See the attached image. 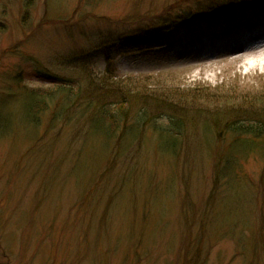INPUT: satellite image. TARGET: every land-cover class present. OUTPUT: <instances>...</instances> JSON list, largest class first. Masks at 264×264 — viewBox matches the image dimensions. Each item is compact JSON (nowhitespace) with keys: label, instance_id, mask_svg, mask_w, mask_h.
<instances>
[{"label":"rangeland","instance_id":"obj_1","mask_svg":"<svg viewBox=\"0 0 264 264\" xmlns=\"http://www.w3.org/2000/svg\"><path fill=\"white\" fill-rule=\"evenodd\" d=\"M231 2L0 0V264H264V48L206 41L264 2Z\"/></svg>","mask_w":264,"mask_h":264},{"label":"bare ground","instance_id":"obj_2","mask_svg":"<svg viewBox=\"0 0 264 264\" xmlns=\"http://www.w3.org/2000/svg\"><path fill=\"white\" fill-rule=\"evenodd\" d=\"M252 21H255L254 18H251ZM246 25L243 27H236L234 29H230L229 26L223 25V26H217L213 28V36L210 37V39H206V41H210L214 45L215 52L218 51H229V50H235L240 49L238 46H235L234 43L243 38L242 44H240L242 47H244L247 51H255V50H261L264 48V29H259L255 35L247 34L246 36H243L247 31H250V25H247L249 22H244ZM258 34V35H257ZM254 37V38H253ZM257 38H260L256 40ZM251 66H258V65H264V57L262 58H253L249 60V63Z\"/></svg>","mask_w":264,"mask_h":264},{"label":"trees","instance_id":"obj_3","mask_svg":"<svg viewBox=\"0 0 264 264\" xmlns=\"http://www.w3.org/2000/svg\"><path fill=\"white\" fill-rule=\"evenodd\" d=\"M232 1V2H231ZM260 0H248V2H251V3H257V2H259ZM229 2H231V5H234L235 3H238V2H240V0H229ZM35 3V0H25V8H26V12L29 14V9L33 6V4ZM171 93H173V92H171ZM262 94V95H261ZM260 95H261V97L262 98H264V93H261ZM168 96H170V95H168ZM31 98V100L33 101L32 102V104L28 107L29 109H27L28 110V112H29V114L26 116L27 118H29V119H33V118H35V116H36V113H38V109H36L37 107L36 106H38V104L39 103H41L42 101H41V99L40 98H42V99H44V97H40L39 96V98H34V96L32 97H30ZM196 103V102H195ZM124 104H128L127 102L126 103H123V104H121L118 108H120L121 110H124V109H122V108H124L125 106H124ZM264 104V103H263ZM244 105H246V104H244ZM226 106V105H225ZM247 107V106H246ZM246 107H244V108H246ZM231 108H235L234 106H231L230 107V109ZM258 110V112L259 113H262V112H264V108H260V109H258V107H256V108H254L253 110ZM110 113H114V112H110ZM104 118H101L100 120H97L96 122L98 123V124H96L98 127H101V126H103V122H104V120H103ZM111 121V120H110ZM113 123H114V126H117V127H119V122H118V120L116 119V120H113L112 121ZM110 126V125H109ZM233 127V126H232ZM1 128H2V124H1ZM102 128V127H101ZM106 128V127H105ZM3 129V128H2ZM234 131L237 133V132H241V131H243V132H245V134H251L250 136L251 137H253L252 138V140H251V142H249V141H246V140H244V142H245V144H248V145H250L251 143H253L254 142V140H255V138L257 137V136H261L262 135V131H253L252 129H251V127L249 128L248 126H246V125H244V124H242V125H238V127L237 128H234ZM239 134H244V133H239ZM161 135V141H163L162 143L164 144V145H166V147H169L170 145V143L171 144H174L175 142H174V138H172V136H170V135H164V133H161L160 134ZM254 135H256V136H254ZM247 142V143H246ZM169 148H171V147H169Z\"/></svg>","mask_w":264,"mask_h":264}]
</instances>
